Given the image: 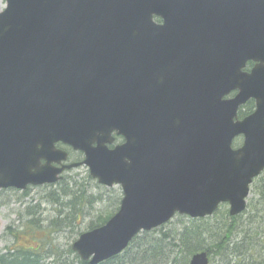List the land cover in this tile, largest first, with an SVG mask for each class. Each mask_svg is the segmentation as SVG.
Masks as SVG:
<instances>
[{"label":"water","instance_id":"1","mask_svg":"<svg viewBox=\"0 0 264 264\" xmlns=\"http://www.w3.org/2000/svg\"><path fill=\"white\" fill-rule=\"evenodd\" d=\"M164 43L201 54V94L182 97L176 114L149 109L145 66L130 61L132 48ZM86 53L105 57L100 77L74 70ZM249 60L256 65L242 72ZM191 69L194 79V61ZM250 99L256 109L239 118ZM114 133L124 141L111 147ZM58 142L83 151L84 160L65 164ZM80 165L123 191L118 211L72 245L90 264L117 256L177 213L211 216L222 203L232 216L243 213L264 171V0H7L0 12V188L55 183ZM189 264H210L209 252L193 254Z\"/></svg>","mask_w":264,"mask_h":264},{"label":"rangeland","instance_id":"2","mask_svg":"<svg viewBox=\"0 0 264 264\" xmlns=\"http://www.w3.org/2000/svg\"><path fill=\"white\" fill-rule=\"evenodd\" d=\"M5 6V0H0V11ZM241 143L242 137L240 136L235 139L234 147H239ZM65 176L62 181H65L63 185L66 184L68 190L72 189L79 194L82 189L86 191L88 197L93 196L90 197L91 203L84 202L82 210L74 212L70 207L67 208L66 204L62 203L65 198L61 197L59 193L60 182L37 186L24 195L0 193V251L5 250L7 245H12L14 242L13 238L4 232L7 224H12L17 226L20 232L26 231V233L21 235L19 243L27 244L29 242L28 245H32L33 241H30L31 233L35 232L37 233V244L42 243L45 248L47 246V251H50V253H61L64 260L72 262L76 259L75 254L77 253L69 252V248L72 247L73 242L78 239L80 234L90 230L91 222L96 221L98 217L113 215V212L118 210L123 196L121 186L108 187L99 184L96 179L91 177L87 166L75 168L67 172ZM252 187L253 185L251 186L248 204L253 205L257 203V198H253L255 193ZM95 198H102L103 200L97 202ZM262 206L263 204L261 203L260 208ZM32 207L37 209V221H31L32 214L27 211V208L28 210H33L34 208ZM246 211H248V208ZM249 211L243 215V218L237 220L236 223H239V226H241V222H245ZM228 213L229 206L223 204L217 212L211 216L201 218L202 221L200 222L197 221V218L176 215L169 222L159 228H155L152 235L160 236L165 233L169 234L173 239H178L179 234L185 228L200 226L201 231L204 232L203 237L209 238L208 243H215L222 238L221 234L223 232V235L225 234L227 226L231 223ZM97 221H100V219L98 218ZM248 228V226L244 227L245 230H248ZM150 240L151 235H144L142 238V241ZM256 248L260 253H256L255 250L252 251L254 256L249 257L247 260L251 264H258L262 260L264 261V243L261 247L258 246ZM180 260L181 263L184 262L182 258ZM48 261H51V259L47 258L46 262ZM211 264H233V261L227 263L222 261L218 254H211Z\"/></svg>","mask_w":264,"mask_h":264},{"label":"trees","instance_id":"3","mask_svg":"<svg viewBox=\"0 0 264 264\" xmlns=\"http://www.w3.org/2000/svg\"><path fill=\"white\" fill-rule=\"evenodd\" d=\"M248 110L250 107L246 111L241 109L239 116L246 115ZM64 183L65 181H60L59 193L61 197L65 198L62 203L66 204L67 208L70 207L75 212L82 210L84 202H92L90 200L92 195L88 197L86 191L82 189L81 193L77 194L78 192L72 189L68 190L66 184L63 185ZM67 185L69 186L68 183ZM252 189L255 193L253 198H257V203L247 204L248 211H250L245 222H241V226L236 223L248 211L237 216H231L228 213L231 223L227 226L225 234L223 235L224 232L221 234L222 238L215 243H208L209 238L203 237L204 232L201 231L200 226L185 228L179 234L178 239H173L165 233L154 236L152 235V232L155 231L153 229L141 232L121 254L100 264H189L191 256L203 250H207L210 254H218L222 261L227 263L233 261V264H251L247 260L254 256L252 251L255 250L259 254L260 252L256 247H261L264 243V172L255 179ZM95 199L97 202L103 200L102 198ZM261 203L263 204L262 208H260ZM111 216L109 214L107 217H98L100 221H97L98 218L96 221H92L90 228L104 224ZM197 219L199 222L202 221L201 218ZM247 226L249 228L245 230L244 227ZM144 235H151V240L142 241ZM69 252L75 251L71 247ZM75 256V260L68 262L64 260L61 253H50L47 251V246L45 248V245L38 243L37 251L36 249H25L16 253L15 256L11 254L9 256L1 255L0 264H90L88 260H83L78 253ZM180 257L183 259V263H181ZM47 258H50L51 261L46 262ZM258 264H264V261L262 260Z\"/></svg>","mask_w":264,"mask_h":264},{"label":"flooded vegetation","instance_id":"4","mask_svg":"<svg viewBox=\"0 0 264 264\" xmlns=\"http://www.w3.org/2000/svg\"><path fill=\"white\" fill-rule=\"evenodd\" d=\"M5 4L7 5V0H5ZM6 7V6H5ZM3 11V10H1ZM0 11V12H1ZM154 21L157 24L164 23L163 18L155 15ZM191 45L188 44H150L146 47L136 46L131 50V62H134L136 66H145L146 71V94L148 97V107L151 111L155 110H163L167 109L171 111V113L176 114L178 108V101L182 97H194V99L198 98L201 94V81L200 75L201 70L200 66L196 68V62L201 56L200 52H194L193 54L189 51L191 49ZM117 49V48H114ZM87 58L83 61H77L81 67L76 68L74 70L78 71L81 75L89 78H97L101 76L104 68L103 65L106 64L105 57H101L97 53H86ZM118 62H121V59H117ZM194 61V69L193 75L194 79H192V69L191 65ZM256 62L253 60H249L245 63L242 68V72L250 73ZM136 71V70H135ZM186 88L188 92H186ZM127 91H135L134 84L127 87ZM238 93L237 90L230 91L225 98H233ZM250 107V110L247 111V114L242 116L246 117L247 115L254 112L256 109V102L254 99L248 100L245 104H243L239 108V112L242 109L246 111V109ZM115 134V144L122 143L124 141L123 136H117ZM114 144V145H115ZM114 145H111L113 147ZM56 146L60 149H63L67 152V160L63 161L65 164L78 163L84 160L85 153L81 150L74 149L73 147L64 144L62 142L56 143ZM45 160H42L44 163ZM56 167H59L61 164L54 162ZM84 165H80L77 167H73L71 169H65L61 172V179H65V174L69 171H72L75 168L81 167ZM61 180V181H62ZM52 183H44L40 185H32L29 184L24 189H19L16 187H7L0 188V193L3 194H26L28 191H31L33 188L41 185H50ZM34 208V207H32ZM29 214H32L31 221H37V209L28 210ZM35 214V216H34ZM22 220V219H20ZM5 234H9L11 238H13L12 245H7L5 250L0 251L1 255L10 254L15 256L16 253H19L21 250L25 249H33L37 251V233H31L30 241H33L32 245H28L29 242L19 243L21 235L26 233L20 232L17 226L12 224H7L5 230ZM29 233V232H27ZM37 253V252H36Z\"/></svg>","mask_w":264,"mask_h":264}]
</instances>
